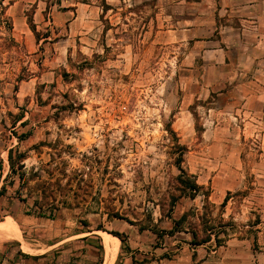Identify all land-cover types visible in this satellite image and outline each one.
I'll return each instance as SVG.
<instances>
[{"label":"rangeland","instance_id":"obj_1","mask_svg":"<svg viewBox=\"0 0 264 264\" xmlns=\"http://www.w3.org/2000/svg\"><path fill=\"white\" fill-rule=\"evenodd\" d=\"M58 1H5L0 223L20 236L0 230V264H104L103 231L125 236L114 264L129 232L143 261L165 243L180 252L193 226L264 247V0Z\"/></svg>","mask_w":264,"mask_h":264},{"label":"crops","instance_id":"obj_2","mask_svg":"<svg viewBox=\"0 0 264 264\" xmlns=\"http://www.w3.org/2000/svg\"><path fill=\"white\" fill-rule=\"evenodd\" d=\"M128 234L132 250L129 252L130 256L125 262L126 264H264V247L255 250L253 243L245 239H229L218 248H215L210 242L200 246L188 243L187 247L172 255L170 253L173 251L165 243L160 247H153L149 253H144L147 260L143 261L144 259H138L134 250L142 252L141 248L143 249L145 243H136L132 239L134 232ZM142 234L140 235L142 236Z\"/></svg>","mask_w":264,"mask_h":264},{"label":"trees","instance_id":"obj_3","mask_svg":"<svg viewBox=\"0 0 264 264\" xmlns=\"http://www.w3.org/2000/svg\"><path fill=\"white\" fill-rule=\"evenodd\" d=\"M5 1L6 0H0V24H5V27L7 28V31L10 33L13 30V25L11 23V18L7 16V5H5ZM61 1H58V4H60ZM110 9V7H108V5H106L104 3V11L107 12ZM33 18L29 16V25L31 26V30L33 31L37 42L39 43L41 41V33L39 31H37V28L35 26V24L33 23ZM44 39L47 41L50 38V34H46L45 36H43ZM11 40H13V38L10 37ZM27 73V75L29 74V71L27 69H24ZM26 73L24 75H26ZM24 75H20L17 79V81H22L24 78ZM23 115H17L15 117V121L14 123H17L19 121L23 120ZM26 122H22L21 125L22 126H26ZM15 126V125H14ZM169 132L171 133V135H173L176 139L177 137L175 136V133L173 132V130L170 128ZM16 134V133H13ZM29 134H24L21 136H18V139H23L28 137ZM175 149L180 150V155L177 158V167L180 170V174L177 176V181L180 185V190L183 193V195H189L190 198L195 199L198 195H200V192L203 191V186L199 185L197 183V181L195 180V176L189 174L188 172H186L183 168H182V157L185 151V147L183 145H180L179 142L176 140L175 143ZM13 149L9 150V164H10V172L11 174H16V166L15 163L13 161ZM22 157V159H25V155H20ZM21 169L23 168V165H21L20 167ZM23 175H20V177L22 178ZM6 188L5 186H2L1 190H0V196H2L5 192ZM209 192L206 191L203 193V196L206 198V200H208L209 198ZM177 201L176 197H173L172 199V207H174L175 203ZM228 198H226L224 200V202L222 203V207L224 208L227 204ZM42 210V209H41ZM39 216L41 217H46V213L45 211H40ZM52 217V215H50ZM188 218V214H184L180 219H173V224H174V228L173 230L169 231L167 234H171L173 235L175 232L180 231V228L182 227V225L186 222ZM261 221L260 219L258 220L257 224H260ZM193 229H191L190 233L192 235V241L190 242L191 245H195V246H200L203 244H206L208 242H210L212 240V235H215V241H216V245L217 246H221L222 244H224V240L221 239V237L219 236V232L213 233L214 232V227H212L211 229L204 227L203 229H197V227L193 226ZM200 232H202L203 234H205V236L200 235ZM226 234V233H225ZM112 235L117 236L121 242H124L125 236L123 234H120L118 232H112ZM135 262V261H134ZM98 264H101L98 263ZM135 264V263H134Z\"/></svg>","mask_w":264,"mask_h":264},{"label":"bare ground","instance_id":"obj_4","mask_svg":"<svg viewBox=\"0 0 264 264\" xmlns=\"http://www.w3.org/2000/svg\"><path fill=\"white\" fill-rule=\"evenodd\" d=\"M0 230L4 233L5 236L8 238H18L20 236V233L9 223H0ZM104 243H105V249H106V258H105V264H114L121 241L117 236H114L107 232H100Z\"/></svg>","mask_w":264,"mask_h":264},{"label":"water","instance_id":"obj_5","mask_svg":"<svg viewBox=\"0 0 264 264\" xmlns=\"http://www.w3.org/2000/svg\"><path fill=\"white\" fill-rule=\"evenodd\" d=\"M104 264H105V260H104Z\"/></svg>","mask_w":264,"mask_h":264}]
</instances>
